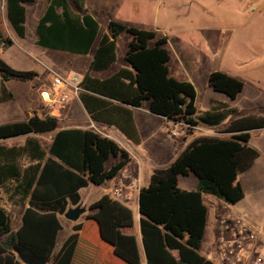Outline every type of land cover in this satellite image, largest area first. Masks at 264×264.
Instances as JSON below:
<instances>
[{
  "label": "trees",
  "instance_id": "obj_1",
  "mask_svg": "<svg viewBox=\"0 0 264 264\" xmlns=\"http://www.w3.org/2000/svg\"><path fill=\"white\" fill-rule=\"evenodd\" d=\"M32 1L6 0L7 18L20 37L26 35V4ZM99 30L100 22L85 8V0H48L36 26L39 46L81 55L93 52L80 82L83 90L79 97L94 120L116 126L139 143L132 107L145 102L152 113L189 129L221 125L239 112L237 106L214 98L209 109L199 111L194 84L170 75L168 38L157 30L109 19L96 42ZM124 33L129 36L124 56L127 65L106 78L91 75V71H105L117 61L118 38ZM0 44H13L4 25L1 0ZM38 76L37 71L16 69L0 57V102L14 97L5 81H33ZM208 85L231 100L245 87L241 79L220 70L209 74ZM58 127L59 118L50 111L34 113L0 124V139ZM262 128L264 113L237 115L220 130L226 136L195 137L168 165L153 169L139 192L147 264H213L199 251L207 226L204 195L229 204L244 197L239 175L250 169L259 155L249 141L251 130ZM39 146L34 137L27 138L24 146L0 145V188L12 205L29 203L16 230L9 211L0 203V264H141L136 235L123 231L133 226L134 213L108 193L89 205L92 212L73 225L54 253L63 228L60 215L70 205L81 203L79 189L118 176L131 162V154L93 128H63L37 153ZM24 155L32 160L25 162ZM181 175H194L196 188H181Z\"/></svg>",
  "mask_w": 264,
  "mask_h": 264
},
{
  "label": "rangeland",
  "instance_id": "obj_2",
  "mask_svg": "<svg viewBox=\"0 0 264 264\" xmlns=\"http://www.w3.org/2000/svg\"><path fill=\"white\" fill-rule=\"evenodd\" d=\"M122 1L117 3L113 10L99 15L98 38L106 31L109 19L120 20L126 24L146 29L158 27L159 29L156 30H160L167 36L168 45L173 53L170 75L180 80H190L194 84L199 111L205 109L209 103L211 89L208 87V76L212 71L226 72L245 83L242 93L231 101V105L237 106L239 112L219 125V129L224 128L237 115L252 112L264 113V2L257 11L251 12L247 7L248 0H138L140 13L137 14L135 0H124V3ZM36 4L27 3L29 6L27 31L24 37H20L7 18L6 0H1L4 25L9 35L14 37V43L6 46L0 44V57L16 69H32L39 73L33 81L11 78L5 82L6 87L12 90L14 99L0 104L2 106L0 108H3L5 112L4 118H8L11 111L24 115L41 106L43 104L41 92L50 87V72H55L66 79H72V75L76 72L84 73L88 66L89 56H80L37 45V21L31 14L41 10V6ZM128 41L129 36L125 33L118 38L117 61L110 70L102 72V75L119 65L126 64L124 53L127 50ZM78 97L71 96L66 102L67 104L73 99L68 111L62 117V123L75 124L77 122L68 117L84 112L80 107ZM157 127L159 129L157 128L156 136L153 137L146 133L143 135V144L139 148L133 145V152L136 156L132 164L137 167V159L141 160V179L144 185L146 176L153 170V162L150 161L152 158L150 147L157 144L160 148L156 156L161 165H164L180 147L177 138L171 134L172 125L170 123L167 125L161 121ZM196 128L189 129L179 124L178 129L181 135L178 139L183 140L191 130L196 131ZM171 142L176 143L170 144ZM249 142L258 149L259 155L252 167L239 175L245 195L236 203L234 213L245 215L251 222L264 227V129L251 130ZM194 178V176L188 178L185 182L182 177L181 187L189 189L194 187ZM98 189L99 187L93 184L84 188L83 200L89 201L97 197ZM204 196L208 204L207 226L199 251L207 257L214 247L216 216L220 212V206L226 205L233 211L235 204L220 202L211 194ZM0 203L9 211L12 217V229L16 230L21 223L24 206L12 205L2 191H0ZM133 210L136 212V207L133 206ZM60 219L63 229L58 235L57 248L77 222L67 219L64 214L60 215ZM138 242L142 264H146L139 236Z\"/></svg>",
  "mask_w": 264,
  "mask_h": 264
},
{
  "label": "crops",
  "instance_id": "obj_3",
  "mask_svg": "<svg viewBox=\"0 0 264 264\" xmlns=\"http://www.w3.org/2000/svg\"><path fill=\"white\" fill-rule=\"evenodd\" d=\"M120 1L121 0H85V8L90 13H92L100 22L99 15L100 14L104 15L105 12L113 10L114 6L117 3H119ZM122 2L124 3V0ZM31 3H37L36 5H40L41 6V10H39V11L37 10V11L31 13L33 16H35V20L38 23L39 18L43 15L44 10H45V8H46V6L48 4V0H40V1L39 0H34ZM134 5H135V8H136L135 9L136 13L139 14L140 13V11H139L140 10L139 1L135 0L134 1ZM26 6H27V4H26ZM37 9H39V8H37ZM28 10H29V6H27V18H28ZM156 29H159V28L157 27ZM157 31L161 35H164L160 30H157ZM98 36H99V34H98ZM11 37H12L13 43H14V37L13 36H11ZM100 37L99 38L97 37V41L96 42H98ZM117 53H118V50H117ZM171 53H172V51H171ZM78 55H80V56H89V61H90V59L92 58L93 52L91 51L87 55H81V54H78ZM118 55H117V58H118ZM124 56H125V53H124ZM172 56H173V53H172ZM89 61H88V64H89ZM126 65L127 64L119 65L115 69L109 71L107 74H105V75L101 74L102 72H106V71L110 70L112 68V66H113L112 65L109 69H107L105 71H91V75L99 77V78H106V77L110 76L112 73H114L116 70H118L120 67L126 66ZM87 69H88V66L86 68V71H87ZM84 73L80 74L79 72H76L75 74H77L79 76V78L82 80ZM208 87H210V86L208 85ZM210 89H211L210 90L211 94H210V97H209V103L205 107V109H203V110H207V109L210 108V100L212 98L217 99V100H221V101H226V102H228L230 104H231V101H234V100L229 99L225 94L217 92V91H214L211 87H210ZM44 96H46V95H44ZM41 97H42V95H41ZM75 97H77V96H74V98ZM13 99H14V97H13ZM72 100L69 103L63 104V105H61L59 103H56V102H54V103H52L50 105V104H47V103H45L43 101V104L41 106L36 108L33 112H29L28 114L21 115V114H17V113H14V112L11 111V113L8 115V118H10V119L3 117V114L5 112H3V110H2L3 108H0V117H1L0 124L6 123V122L17 121V120H23V119H26L28 116H31L34 113H38L39 115H44L48 111H50L51 114H53V115H55V116H57L59 118V127L56 130H54V131L30 133V134L14 136V137H9V138H1L0 139V145L7 146V147L24 146L26 141H27V138L34 137L40 146H45V145H48V144L51 143V141L53 139V136L56 134V132L58 130L63 129V128H71V127L93 128V129L99 131L100 133L113 138L114 140L119 142V144H120V141H122L124 143V146L121 145V144L120 145L131 154V157H132L131 162L126 166V168L118 176L114 177L113 179H110V180H108L107 182H105V183H103L101 185H96L94 183H89L87 186L81 187L79 189V192H80V195H81V203L83 205H85V206L86 205L89 206L91 203H93L96 200H98L103 194L108 193V194L112 195L114 198H116L119 201H121L122 203H124L125 205L129 206L132 209L133 213H134V219L135 220H134L133 226L125 227V228H123V231L125 233L135 234L136 237H137V240H138V236L141 238L142 246H143V251L142 252L144 253L146 264H147L146 253H145L144 244H143L142 235H141V226H140L141 213H140V210H139V192H140V189L148 183L150 175L153 172V170L151 171V173H149L146 176V178H145L146 184L145 185L142 184V179H141V184H140L139 188L133 187L131 185V182H132V179H133L134 176L136 177L137 174H139L140 178H141V160L137 159L138 160L137 167H135L132 164V162L134 161V158L136 156V154H134V152H133V150H134L133 145L135 144L136 148H139L140 145L143 144V135L146 134V133H149L153 137L156 136L157 128H158L157 126H158V124L161 123V121L165 122L167 125H169V123H170L172 125V128L175 127L176 130H179L178 129V123H175L172 120H168V119H166L163 116H160V115H157L155 113H152L149 110V103L148 102L143 103V105L140 106V107H132L134 121H135L136 127L138 129V132H139V134L141 136V141L139 143H135L131 139H129L116 126H114V125L110 126V125H107L106 123H103L101 121L94 120L90 116L89 112L87 111V109L84 106V104H83L82 100L80 99V97H78V101H79L80 107L82 108V110L84 112H82L80 114H73L72 117L69 114H67V115L70 116V117H68V119L72 118L77 123H75V124L74 123L73 124L62 123V121H63L62 117L64 116V113H66V111H68L67 109L70 106ZM8 101H10V100H8ZM4 102H7V101L0 102V104H3ZM62 106H63V111L61 113L55 114L54 113V109L61 108ZM0 107H2V106H0ZM203 110H201V111H203ZM78 120H79V122H78ZM82 120L84 122H82ZM218 127H219V125L218 126H197V128H196L197 130L196 131L191 130L189 132V135L186 136L185 138H183V140H179L178 139L180 136H174V137L177 138L178 144H179L180 147H179L178 151L176 153H174L166 161V163H164V165H161V163L158 162V160H157V156L156 155L158 154V152L160 150V148L157 146V144L154 145L153 147H150V150L152 151V158H151L150 161L153 162V165H152L153 169L156 168V167H164V166L168 165L171 161H173L178 156V154L184 149V147L187 145V143H189L195 137H198V136H201V135H221V136H226V134L222 133L220 131L221 129H219ZM173 143H176V142H171L170 144H173ZM40 146L37 147V153H40ZM154 152H155V155H154ZM48 155H49V153H47V156ZM23 159L27 163H29V161L32 160L31 156H27L26 157L25 155L23 156ZM125 175H128L129 177H127ZM193 176L194 175H187V176L181 175L179 177V186L181 187L180 182H181V178L182 177L185 179L184 181L186 182V180L188 178H191ZM193 182H194V187H191V189H195L196 188V183H197L196 177L194 178ZM92 184L99 187V189L97 190L99 192L98 196L97 197H93V199H90L89 201H84L83 197H82V191H83L84 188H88ZM181 188L189 189V188H185V187H181ZM115 190H120V194L118 196H114V191ZM0 191H2V193L6 197L4 191L1 188H0ZM218 200L220 202H224L223 200H221L219 198H218ZM28 204H29L28 201L25 204H23L24 208H23L22 214H21V223H22V215H23L24 209L28 206ZM15 206H18V205H15ZM87 206H86V208H87ZM133 206L136 207V212H134ZM235 206H236V204L233 206V212L236 210ZM218 207H219V205H218ZM220 207H222V206H220ZM217 209H216V211H217ZM90 212H92L91 209L87 208L85 213L81 216L80 220H78V221H81L85 217V215H87ZM21 223H20V225H21ZM62 225H63V223H62ZM58 235H59V233H58ZM58 235H57V242H56V246H55V250H54L55 254L59 251V249L61 248L63 242L65 241V239L68 236V235L66 236V238L60 244L59 248H57L58 239H59ZM138 244H139V242H138ZM139 249H140V247H139ZM141 264H142V257H141Z\"/></svg>",
  "mask_w": 264,
  "mask_h": 264
},
{
  "label": "built area",
  "instance_id": "obj_4",
  "mask_svg": "<svg viewBox=\"0 0 264 264\" xmlns=\"http://www.w3.org/2000/svg\"><path fill=\"white\" fill-rule=\"evenodd\" d=\"M262 2L264 0H248V10L257 11ZM49 79L50 87L43 90L41 95L43 101L50 105L54 102L66 104L71 96H78L83 90L77 74L72 75V79H66L55 72H50ZM62 111L63 106L54 109L55 114ZM171 134L180 136L181 132L174 127ZM120 144L124 146L122 141ZM140 184L141 178L137 174L133 177L131 185L139 188ZM119 194L120 190L114 191V196ZM206 258L213 264H264V227L251 222L245 215L234 213L226 205L222 206L216 216L214 247Z\"/></svg>",
  "mask_w": 264,
  "mask_h": 264
},
{
  "label": "water",
  "instance_id": "obj_5",
  "mask_svg": "<svg viewBox=\"0 0 264 264\" xmlns=\"http://www.w3.org/2000/svg\"><path fill=\"white\" fill-rule=\"evenodd\" d=\"M86 210V206L80 203L76 206L69 207L64 213V216L71 221H78Z\"/></svg>",
  "mask_w": 264,
  "mask_h": 264
},
{
  "label": "bare ground",
  "instance_id": "obj_6",
  "mask_svg": "<svg viewBox=\"0 0 264 264\" xmlns=\"http://www.w3.org/2000/svg\"><path fill=\"white\" fill-rule=\"evenodd\" d=\"M45 95H46V94H45ZM45 97H47V95H46Z\"/></svg>",
  "mask_w": 264,
  "mask_h": 264
}]
</instances>
